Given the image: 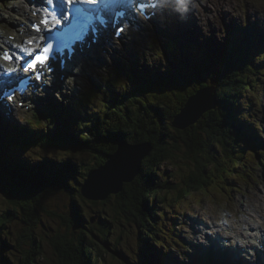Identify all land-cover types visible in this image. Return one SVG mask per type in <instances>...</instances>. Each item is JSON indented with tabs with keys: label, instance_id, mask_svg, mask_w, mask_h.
Instances as JSON below:
<instances>
[{
	"label": "trees",
	"instance_id": "obj_1",
	"mask_svg": "<svg viewBox=\"0 0 264 264\" xmlns=\"http://www.w3.org/2000/svg\"><path fill=\"white\" fill-rule=\"evenodd\" d=\"M167 48L170 53L174 49V42H167ZM205 52L207 58H204ZM198 55L199 61H195L194 66L187 67V71L185 65L179 64L176 73L163 71L166 74L165 77L149 78L150 81L146 86L141 84L133 88L129 85L128 89L131 88V91L127 92L129 98L114 102L113 105L100 99L101 96L108 97L110 90L105 91L103 95L91 90L86 93L87 95L79 97V100L71 107L59 106L51 110L50 117L60 113L62 120L68 118L65 128L58 130L59 136L66 132L67 127H69L68 130L76 132L74 137L63 134L69 146L101 155L94 166L88 167L89 172L104 164L115 152L118 140H125L128 144L149 143L152 147L149 156L142 163L140 175L132 183L125 185L121 194L113 196L115 197V215L122 217L126 223L135 225L140 236L149 238L147 241L140 238L142 240L140 246L144 248L143 245H145L143 257L147 255L145 262L149 264H155L158 261L157 255L151 250V245L156 244L159 232L156 230L155 216L156 210L159 209H155V205H164L167 200V197L161 194H173L170 208L194 193L210 194L212 189L219 188V181L222 183L224 180V184H228L230 180L236 179L235 177H247L244 168L251 158L247 153L251 152L245 147H250L254 152L252 158L257 154L253 146H244V141L238 138L239 134L229 125L233 115L229 107L241 99L245 90L252 89L255 81L253 75L256 73L259 75V72L255 73L252 62L237 45L231 42L218 47L210 55L207 49L200 48ZM203 59L204 63L201 61ZM122 83V81L114 80L111 85L126 87L127 84ZM106 87L108 88V85ZM206 87H213L216 90L215 109L204 114L195 125L184 131L172 128L171 124L175 116L180 113L188 97ZM41 114L48 116L50 112L46 110ZM234 120L235 116H233ZM29 121L26 123L30 127L25 137L21 138L25 142L24 147L15 145L16 141L0 143V153L3 158L0 160V194L9 203V207L0 215V264H11L3 256L8 252L6 250L8 246L6 242L1 241V235L5 237L4 233L7 234L14 220L21 216L26 226L23 230L24 234L17 236L15 240L18 244L24 242L28 247L27 252L31 255L25 257V260H20L19 264L35 263V256L41 251V241L32 235L31 230L37 225L38 211L50 214L44 206L45 201L56 195L55 193L62 189V184L67 183L62 173L59 174L61 170L66 169L62 164L49 165L45 162L46 158H43L42 162L31 166L22 157L24 153H29L30 149L40 151L51 148L52 144L55 148L54 144H57L54 138L45 135L41 120ZM47 122L50 126H54L56 119L53 117ZM28 139L30 142H27ZM182 147L186 149L187 155H192L189 161H192L193 169L189 171V176L182 177L181 183L175 185L156 178L157 167L176 156L173 151L171 152V148L178 152ZM242 148L245 151H240ZM4 160L7 164H4ZM238 166L241 167L240 170H237ZM83 176L82 183L87 175ZM34 187L38 189H33ZM134 195L138 196V201L135 203L137 206L132 205V200H137ZM72 201H74L73 198ZM149 202L152 203V208ZM105 204L106 202H102L101 205ZM75 206L76 204L73 203V207ZM159 215L165 216L164 212H160ZM57 218L65 221L61 215L57 214ZM80 220L81 215L75 212L71 225L76 221L78 229L82 232L84 227H81ZM108 225V222L99 218L96 229H90V237L92 239L98 237L105 242L110 229ZM68 233L73 232L50 238L54 251L57 256L59 255V260L64 261L66 259L64 250L72 248L77 257L72 259L67 252L66 263L68 261L75 264L97 262L100 255L94 252L89 240L84 242V234L81 233L75 238L74 234ZM59 248L62 250L60 251ZM149 258H152L154 262ZM197 263L204 264L203 260Z\"/></svg>",
	"mask_w": 264,
	"mask_h": 264
},
{
	"label": "rangeland",
	"instance_id": "obj_2",
	"mask_svg": "<svg viewBox=\"0 0 264 264\" xmlns=\"http://www.w3.org/2000/svg\"><path fill=\"white\" fill-rule=\"evenodd\" d=\"M1 1L2 0H0V42L3 40L7 41L8 36L16 37L15 35L17 33L14 31L15 27L18 29V26L23 24L15 18L19 17L16 10L19 6H22V2H20V0L19 2L18 0ZM3 3H5L6 8L3 6ZM9 4L12 5L11 8L8 7ZM205 11L207 12L208 9H205ZM224 13H226V15H223V11H221L217 20L208 21L207 31H204L194 18L192 23L198 28L194 29L193 27L190 32L191 34L187 35L179 34L175 28L176 23L178 25L179 21H181V17H172L170 22L167 24L160 23L159 26H152L151 23L145 25L141 24L142 27L146 28L144 32H140L134 36L135 40H133V42H130V40L128 43V40H124L125 46H123L121 42L112 43L116 51H110V54L107 55L103 61H97V63L91 64V67L85 66L84 69H82L81 74L87 79V82L83 80L74 81L73 85H66L60 92L53 91L49 98L45 97L42 99V101L46 103V105L45 103L42 105H50V108H53L54 105H68V107H70L71 104L69 103L79 100L80 96L91 90H96L101 95H103L105 91L108 92V90H110L108 97L101 96L100 99L102 98L105 103L113 105L114 102H120L129 98V93L127 92H130L131 88L116 87L117 85L115 87L108 86L107 88V84L119 79L128 86L130 85V87H139V85L144 82L146 85L147 81H150L149 78L154 79L157 76L165 77L166 74L163 71L169 72L175 70L179 64L185 65L186 68L194 66V62L199 61L198 54L200 47H204L209 51L215 47L225 46L227 45V35L233 36L234 41L236 40L234 37L236 35L239 36L242 34L241 36H246L242 37L243 40L236 41L234 45H237L252 63L258 64L255 70L258 67H262L264 71V66H262V64L264 65V61L260 58L258 59L256 55H253L256 52L255 49L258 51L264 49V5L246 2L244 6V15L242 17L233 16L228 12ZM251 14L253 16L255 14L258 17L255 16L253 18ZM249 15L250 17H248ZM224 18L228 22V25L224 21ZM217 23L223 26L222 31L217 27ZM183 26L188 27V25ZM234 33L236 35H233ZM177 37L179 40L181 38V40L179 41ZM168 41L175 42L174 50L170 53L166 50ZM193 44H198L199 46L196 47L195 53L192 52ZM206 54L205 52L204 58H207ZM106 61L110 63L107 65L109 68V79H106L103 75H99V72L93 74L92 69L98 70L106 66ZM201 61L204 63V59ZM187 70L188 68L186 71ZM253 79H255V81L252 89L245 90L241 95V100H239L238 103L236 102L237 105L235 104V106L231 105L229 107V110L231 109L230 111L235 109V113L231 116L232 122L229 124L233 126L234 131H239V135L237 136L240 140L247 141L244 132L248 133L247 136L251 141H247V143L257 150L258 147L250 142L255 141V143H264V72L262 75L256 74V77ZM30 109L31 110L27 113L14 117L17 121H14L16 124H12L22 129L24 133L25 129H27V125L24 123L25 118H33V115L36 114L34 108ZM236 110H239L240 115H243V120L239 121V124L235 122L237 120ZM250 112L252 113L251 117L249 116ZM233 116H235L234 121ZM66 122L68 123V118ZM60 124H63V122L60 121ZM245 124L249 125L250 128H254L256 135L250 136L249 134L251 132L245 127ZM60 126L61 125L58 124V128L46 129V134L54 135V139L57 142V144H54L56 145L55 148L51 145V148L40 151H33L30 149V151L32 150V152H29L31 155H29V153H24V155H22V157L25 158L24 160L28 161L31 166L35 163L42 162L43 158H46L45 162L47 164H56L57 166H60V164H63L65 161H71L70 166L63 164L66 170H59V174L62 173L61 175L67 182L66 185L62 184V189L44 203L45 208L50 214L40 210L38 211L37 225H35L31 231L32 235L35 236L38 241H41V251L39 255L35 256V263L33 264H75L70 261L66 263L67 252L68 256L70 255L72 259L77 257L74 249H65L64 253H66V259L62 261L59 260V255L57 256L50 241V238L64 236L67 232H73L68 234H74L75 238L83 233L85 236L84 242L89 240L92 243L94 252L100 255L97 262L93 264H149L145 262L147 255H145L144 258L142 254L144 253L145 245H143L144 248L140 246L142 242L140 238L147 241L148 237L143 235L140 236L139 230L135 225L128 224L122 217L115 215V197L111 196L109 201H106L105 205H101L102 202H90L84 200L80 196L79 188L84 179L83 175L89 173L88 167L94 166L101 155L93 153L92 151L87 152L85 149L79 150L80 148H78L77 150L76 147L69 146L63 134L74 137V133L76 132L68 130L69 127H67L66 132L62 133L63 137L59 136L58 130L61 129ZM243 127L245 128L243 129ZM242 129L243 134L241 132ZM102 134L105 136L104 132H102ZM245 148L251 150L250 147ZM215 149L216 152L219 153L218 149ZM172 151L176 156L174 159L157 167L158 173L156 174V178L158 177L160 180L175 185L176 183H181L182 177L189 176V171L193 169V166L191 163L192 161H189V157L192 155H187L184 147L178 152L171 148V152ZM240 151H245V149L243 148V150L241 149ZM257 152L259 154H256L253 158V154H250L251 158L247 163L248 168L246 170L250 172V175L248 174L249 177L246 178L249 179H239L235 177L237 179L230 180L228 184H224V180L222 183L219 181V188L212 189V193H204L203 195L201 193H194L182 199L179 204H174V207L171 208L170 200L173 194H161L165 196V198L167 197V200L164 205H155V209H159L156 210L155 214L157 218L156 230L159 232L157 233L156 244L151 245V250L155 251L157 258L160 256L163 258L161 260L159 259L160 261L155 264H198L197 261L199 260H203L205 264H214L207 260L209 257L205 254H209L208 250L204 251L205 254H200L202 253L201 248L205 244L199 242L198 236L208 225L203 218L207 217L212 221L222 222L225 219H229L230 215L231 217H237L241 213L247 211L246 199L250 190L260 192V185L264 184V147L262 150H257ZM248 154L249 153H247V155ZM1 159L3 158L0 153V160ZM257 161H260L261 165ZM4 164H7L5 160ZM240 166H238L239 168H237V170L241 169ZM206 170H208V168ZM239 173L241 172L239 171ZM33 189L38 188L34 187ZM134 197L137 200H132L133 206H135V203L138 201V196L134 195ZM237 197H239V199H237ZM72 198L74 201H72ZM73 203L76 204L75 207H73ZM149 206H153L151 202H149ZM167 206L168 208H166ZM8 207L9 203H7V200L0 194V215L4 212L3 210ZM159 211L164 212L165 216L160 217ZM75 212L81 215V227H84L82 232L78 229L76 221L71 225ZM194 212L196 215H193ZM57 214L64 217L65 221L57 218ZM99 218L108 222V226L110 227L108 238L105 242L98 237L97 239H92L90 237V229H96V223ZM22 219L23 216L15 219L7 234L4 233L5 237L3 234L1 235V241L6 242L8 246L6 249L8 252L3 254V256H5L6 260L11 264H19L20 260H25V257L31 255L30 252H27L28 247L24 242L18 244L16 241L17 236L24 234L23 230L26 225L22 222ZM67 222H70V224H67ZM220 226V224L217 225V227ZM69 227L70 230H68ZM215 234L216 233H213L212 235L214 236ZM207 235L209 236V234L205 232V238ZM158 243L160 244L158 245ZM59 249L60 251L62 250L61 248ZM181 257H184V259H181ZM262 259L264 260V256ZM225 260L226 262H230L228 259ZM261 264H264V261H262Z\"/></svg>",
	"mask_w": 264,
	"mask_h": 264
},
{
	"label": "snow or ice",
	"instance_id": "obj_3",
	"mask_svg": "<svg viewBox=\"0 0 264 264\" xmlns=\"http://www.w3.org/2000/svg\"><path fill=\"white\" fill-rule=\"evenodd\" d=\"M252 2L264 5V0H252ZM116 3H118V0H41L40 7L32 11V16H39L40 18L36 23H32L29 20V24H31L32 32L37 34L43 32L44 34L39 37L31 35L30 38L18 44L9 43L15 39L14 36H8L7 41L0 42V53H2L0 59L15 65V67L9 69H3L0 66V72H3L5 76H12V74L20 72L29 74L30 78L36 82L43 81L44 73L42 68L46 67L48 72L53 71L49 62L53 52L52 41L56 42L55 51L57 52L69 46L68 37L70 34L73 48H75L77 43L87 39L86 34L89 32L96 34L92 43H98L100 27L93 26V21H96L100 26H106L108 23L107 19H105L107 10ZM127 3L130 7H138L143 14V19L147 22L158 15L161 0H144L142 3L140 0H127ZM101 4L104 5L103 8L100 7ZM8 7L11 8L12 5L9 4ZM149 12L151 13L150 15ZM114 14L120 17L124 15L121 11H115ZM127 27V24L124 27L115 25L113 35L119 39ZM6 44L8 45L7 47H5ZM24 45L28 46L25 47ZM254 55L259 56L264 61V49ZM108 64L110 63L106 61V66L101 67L103 71H100L101 68L98 70L92 69L93 74L99 72V75L109 79ZM84 67L85 63L83 61L77 67L79 71L73 76L74 81L83 80L87 82V79L81 74ZM36 86L39 87L41 85L37 83ZM8 87L9 91L3 93L4 99L7 101L6 104H3V107L11 109V105L17 103L18 107L23 109L24 96L21 95L17 101L15 89H12L10 85ZM0 104H2V101H0ZM63 164L70 166L71 161H65ZM221 243H226V240L221 241ZM261 247H264V244H261ZM245 250L249 251V249ZM250 250L254 251V249Z\"/></svg>",
	"mask_w": 264,
	"mask_h": 264
},
{
	"label": "water",
	"instance_id": "obj_4",
	"mask_svg": "<svg viewBox=\"0 0 264 264\" xmlns=\"http://www.w3.org/2000/svg\"><path fill=\"white\" fill-rule=\"evenodd\" d=\"M95 61L97 63V60H94V63ZM215 107L216 90L212 87L200 89L188 97L180 113L175 116L172 128L184 131ZM151 151L149 143L128 144L125 140H118L115 152L105 163L87 174L80 186V196L84 200L96 203L106 202L111 196L121 194L124 186L132 183L140 175L142 163Z\"/></svg>",
	"mask_w": 264,
	"mask_h": 264
},
{
	"label": "clouds",
	"instance_id": "obj_5",
	"mask_svg": "<svg viewBox=\"0 0 264 264\" xmlns=\"http://www.w3.org/2000/svg\"><path fill=\"white\" fill-rule=\"evenodd\" d=\"M246 2L251 3L252 0H177V7L174 11L181 14V16L190 13L200 27L207 31L208 21L217 20L221 11L242 17ZM205 9H208V11L206 12ZM217 27L221 28L222 31V26L219 23H217ZM73 71L77 73L79 69L75 68ZM100 71H103V69L101 68ZM66 83L69 86L73 85V77H67ZM260 188V192L250 190L246 199L247 211L239 216L231 217L230 215L229 219L222 222L212 221L204 217L203 219L208 224V228L200 232L199 242L205 245L208 243L205 239V232L208 234L219 232L222 236L228 238L224 243L225 247L239 245L241 248H245L253 245L260 248V233L264 232V184L260 185ZM193 215H196V213L194 212ZM218 224L221 226L217 227ZM249 228L253 230L249 231ZM256 229H259V231H256ZM254 256L255 253L249 249V254L245 256V259H251ZM181 259H184V257H181Z\"/></svg>",
	"mask_w": 264,
	"mask_h": 264
},
{
	"label": "bare ground",
	"instance_id": "obj_6",
	"mask_svg": "<svg viewBox=\"0 0 264 264\" xmlns=\"http://www.w3.org/2000/svg\"><path fill=\"white\" fill-rule=\"evenodd\" d=\"M32 0H26L23 4H22V6H19V8H17V13L19 14V17H15L16 19H19L21 22H27V21H29V20H34V18H32V14H31V11H30V2H31ZM36 1H38V3H39V6H40V4H41V0H36ZM122 4V7H123V5L125 6V7H127V6H129L128 5V3H127V0H120L119 1V5H121ZM171 6L173 7L174 6V4H171ZM118 7V6H117ZM117 7L115 8V9H117ZM114 9V10H115ZM180 15L181 14H179V13H177L176 15H175V17L176 18H180ZM223 15H226V13H224L223 12ZM251 16H253L252 14H251ZM255 16H257V15H255L254 14V16H253V18L255 17ZM131 17H136V16H134V15H132ZM184 17V19L182 18L181 19V21H179V24L177 25V23H176V29H177V31L179 32V34H181V35H187V34H191L190 32L192 31V29H193V27H194V29H196V28H198L197 26H194V24L192 23V21H193V19H194V17H192L191 16V14L190 13H188V14H186V15H184L183 16ZM248 17H250V15L248 16ZM258 17V16H257ZM165 18H168V19H170L171 18V16L168 14V13H166V15H165ZM136 20H139L140 22H142V20H141V18L139 17H136ZM230 20V19H229ZM152 21V20H151ZM224 21L227 23V25H228V22L226 21V19L224 18ZM233 21V20H232ZM231 21V22H232ZM150 22V21H149ZM230 23V22H229ZM254 24V23H253ZM252 24V25H253ZM93 25L94 26H96V27H99L100 25H98V23L96 22V21H93ZM183 25H188V27H184ZM173 26V25H172ZM223 27V26H222ZM228 28H229V26H228ZM220 30H221V28H220ZM16 33H18V32H22L21 33V35H20V40H19V43H21V41H23L27 36H31V32L29 31V30H27L25 27H22V26H20L18 29H16L15 28V30H14ZM227 32V31H226ZM224 33V32H223ZM18 35V34H17ZM233 35H236L235 33L233 34ZM242 35V34H241ZM241 35H239V36H234L235 38H236V40H235V42H234V40H233V36H229V35H227V38H228V40H227V38H226V42H231L233 45H234V43H236V41H238V40H243V38L242 37H246V36H241ZM103 37V36H102ZM129 37H134L133 35H130ZM213 39V38H212ZM216 39V38H215ZM169 42V41H168ZM105 44H106V41H105ZM5 46H8L7 44L5 45ZM25 47H27V45H24ZM196 47H199L198 46V44H193L192 45V52L194 51L195 52V50H196ZM221 47V46H220ZM200 48H204V47H200ZM206 49V48H205ZM216 49H217V47H215L214 49H212V50H209L208 52H209V55H210V53H212L213 51L215 52L216 51ZM256 50V52H258V50L257 49H255ZM255 52V53H256ZM92 55V54H91ZM254 55V54H253ZM241 56V55H240ZM255 56V55H254ZM257 58L259 59L260 57L259 56H257ZM252 59H255V58H252ZM128 61V60H127ZM1 64V63H0ZM255 67L256 66H258V64H254V63H252ZM86 66L87 67H90L89 65H87L86 64ZM262 66H264L263 64H262ZM78 67V66H77ZM76 67V68H77ZM256 71H258L259 72V75H262V73L264 72L263 71V68L262 67H258V68H256V70H255V73H256ZM73 73H75V72H73ZM76 74V73H75ZM257 74V73H256ZM256 74H254L253 75V78H255L256 77ZM258 75V74H257ZM253 80H255V79H253ZM126 85V84H125ZM126 87H128V85H126ZM133 87V86H132ZM134 88V87H133ZM206 88H208V87H206ZM213 88V87H212ZM86 94V93H85ZM87 95V94H86ZM241 100V99H240ZM238 103V102H237ZM235 104L236 103H234V105L233 106H235ZM237 105V104H236ZM239 107H240V105H239ZM251 110H252V112H253V109L251 108ZM255 112V111H254ZM231 114H233V113H235V109L234 110H232L231 112H230ZM238 115V116H237ZM251 115H252V113L250 112V117H251ZM242 117V118H241ZM247 118V117H246ZM236 119H237V124H239L240 122L239 121H242L243 120V115H240V112H239V110L237 111L236 110ZM250 119V118H249ZM232 120V119H231ZM4 121H6V118H3V122ZM249 121V120H248ZM13 123H15V122H13ZM247 124V123H246ZM230 125V124H229ZM233 127V126H232ZM246 127V126H245ZM245 127H243V129L245 128ZM240 129V128H239ZM243 129L241 130V132H242V134H243ZM13 130V129H12ZM255 129H251V130H249V132H251L249 135L250 136H252V135H256V133H255V131H254ZM13 131H15V130H13ZM237 133H239V131L238 130H235ZM245 131V130H244ZM247 131V130H246ZM244 135H245V138L247 139V141H251L250 139H249V137L247 136L248 135V133H246V132H244ZM31 137V136H30ZM261 140V139H260ZM247 141L246 140H244V146H249V144L247 143ZM250 143H252L254 146H257L258 148H257V150H259V149H263V147H264V143L263 142H261V143H255V141L254 142H250ZM260 147V148H259ZM242 150H243V148H242ZM249 150V149H248ZM251 151V150H250ZM242 153V152H241ZM261 153V152H260ZM250 154H254V152H251V153H249V155ZM257 154H259L258 152H257ZM239 168V167H238ZM246 174H247V177H249L248 176V174L250 175V172L248 171V172H245ZM252 175V174H251ZM139 176V175H138ZM252 177V176H251ZM237 179V178H236ZM240 179V178H239ZM247 179H249V178H247ZM253 229H251V228H249V231H252ZM256 231H259V229H256ZM208 234V233H207ZM216 237H215V241H211L209 238H210V236H206V240L208 241V243L206 244V245H204L202 248H201V252L202 253H200V254H205L204 253V251H203V248H205V247H210V248H208V251H209V254H205V255H207L209 258H207V260L210 262V263H214V264H261V262H262V258L259 256V254L257 253V252H255L254 251V253H255V256H254V258H251V259H244V257L246 256V254H242L241 256L240 255H234V257H231L230 255H225L224 253V251H222L219 247H218V251H214L213 250V247L214 246H220V245H222L225 249H228L229 251H231V250H233V249H236V247L235 246H228V247H225L224 246V244H222L221 243V241H223V240H226V239H228L227 237H224V236H222L221 235V233H219V232H216ZM214 235V236H215ZM260 238L262 237V236H264V232H261L260 233ZM222 238V239H221ZM149 239V238H148ZM215 243H216V245H215ZM166 249V248H165ZM207 250V249H206ZM155 252V251H154ZM158 252V251H157ZM231 253V252H230ZM233 253V252H232ZM160 256V255H159ZM158 256V257H159ZM163 257L162 256H160L159 258H158V261H156L157 263L162 259ZM151 261H153V259L152 258H149ZM160 259V260H159ZM225 259H228L230 262H226V260ZM154 262V261H153ZM226 262V263H225ZM205 264V263H204Z\"/></svg>",
	"mask_w": 264,
	"mask_h": 264
}]
</instances>
